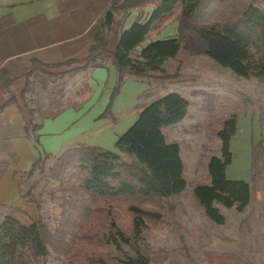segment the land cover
<instances>
[{"label": "trees", "instance_id": "1", "mask_svg": "<svg viewBox=\"0 0 264 264\" xmlns=\"http://www.w3.org/2000/svg\"><path fill=\"white\" fill-rule=\"evenodd\" d=\"M150 9V10H148ZM110 10L115 16L134 11H147L145 19L135 20L120 36L117 49H109L114 25L109 29L105 20L87 57L43 63L32 60L19 76H9L0 71V96H6L5 106L18 102L14 81L21 76H31L45 68L57 72L52 78L70 79L88 72L94 66L111 60L118 70L116 85L104 115H111L113 98L119 93L126 74L146 78L164 77V64L174 59L182 49L204 54L223 67L244 78L264 77V9L247 0H113ZM169 22H177L174 37L149 40L137 55L135 51L151 34L159 35ZM52 80V79H51ZM55 82V80H53ZM24 90L21 94H25ZM92 92L89 78L76 93L80 99ZM190 100L178 92H170L143 108L131 127L119 136L115 150L98 146L76 144L56 157L48 169V177L58 183L60 192V219L51 229L43 219L25 223L8 214L0 223V264H50L51 252L62 256L69 252L75 257L79 252L74 246L77 238L96 235L101 229V243L120 248L141 237L146 220L156 223L163 212L144 206H157L166 197L180 195L187 187L184 161L178 142H171L164 128L181 122L187 115ZM2 108V107H1ZM0 108V109H1ZM39 124L28 125L27 132ZM238 115H227L218 136L221 140L220 155H212L208 162V177L196 185L194 194L205 214L216 224L226 223V216L218 207L243 211L253 197L252 183L246 179H230L227 168L235 154L231 139L238 132ZM51 155L38 158L29 174L44 164ZM23 198L39 203L32 192ZM56 194H52L55 197ZM115 207L125 210L133 218L131 235L113 217L98 225L90 220L94 213H107ZM99 254H84L80 263L113 264ZM105 254V252H104ZM115 264H151L150 258L137 251L135 256L117 258Z\"/></svg>", "mask_w": 264, "mask_h": 264}, {"label": "crops", "instance_id": "2", "mask_svg": "<svg viewBox=\"0 0 264 264\" xmlns=\"http://www.w3.org/2000/svg\"><path fill=\"white\" fill-rule=\"evenodd\" d=\"M112 2L0 0V71L4 69L9 76H19L35 59L43 63L84 59ZM138 11L129 13L128 18L132 19ZM133 22H126L124 29ZM119 24L120 16L116 15L111 51L117 49L123 31ZM161 38L166 37L158 35L154 40ZM63 70L45 68L29 77L17 78L13 83L18 93L15 104L5 106L6 96H0V223L12 211H18L16 216L21 219V211L33 209L23 195L24 186L34 178L36 171L32 175L29 172L38 158L57 155L72 144L115 150L119 136L143 110L137 112L142 94L148 91L150 83L146 78L126 74L119 93L113 98L111 115H104L118 77V70L110 59L88 71L92 92L82 99L70 96L64 102L62 97L52 94L47 77ZM26 89V93L21 94ZM77 91L79 89L75 93ZM31 124L40 127L30 131L29 136L26 127ZM229 166L228 177L239 178L238 170L230 172ZM247 178L244 179L249 180ZM254 201L255 210L251 208ZM218 207L226 216V223L222 225L212 222L201 205L200 210L183 213L188 214L180 218L186 236L177 243L182 244L181 250L192 253L181 254L180 264H248L232 225H228L227 210L235 208ZM238 213L246 224H256V235H264V192L258 193L254 200L252 197L246 209ZM240 237L248 242L247 238Z\"/></svg>", "mask_w": 264, "mask_h": 264}, {"label": "rangeland", "instance_id": "3", "mask_svg": "<svg viewBox=\"0 0 264 264\" xmlns=\"http://www.w3.org/2000/svg\"><path fill=\"white\" fill-rule=\"evenodd\" d=\"M247 1L254 2L264 9V0ZM118 16H120L119 29L124 30L126 22L143 21L146 13L138 11L132 19L128 18V14ZM176 34L177 22H169L159 35L168 38ZM156 36L158 35L151 34L135 51V54L138 55L143 46L149 40H154ZM112 48L115 49L114 43ZM163 68L166 72L164 77L158 74L146 77L150 88L142 94L137 112L170 92H178L190 100L188 115L181 122L164 128L168 140L180 144L188 181L186 189L180 195L164 198L160 206L144 203V206L161 210L163 215L156 223L147 219V226L143 227L139 239H132L129 244L120 243V248L109 246L101 243L99 239L101 229L99 228L93 231L97 233L92 236L91 241L87 242L85 238L89 237L84 234V238H77L74 241V246L77 250L79 249L75 257L70 256L73 252L62 256L51 252L50 264H65L71 261L80 263L84 259V254L94 255L101 252H103V258L115 264L117 258L135 256L137 251L148 256L151 264H180L181 254L184 256L192 253L181 250L182 244L177 243L181 237L186 236L184 226L180 224V218L182 220L183 216L188 215L183 214L184 212L200 210L194 190L196 185L208 177L210 157L221 154V140L217 132L223 119L232 113L238 115L239 129L231 139L230 146L235 158L229 170L230 172L238 170L239 178L237 179L248 177L253 187V200L256 199L258 193L264 192V77L244 78L221 66L210 57L200 53H191L187 49H182L174 59L168 60ZM88 77L89 72L76 74L68 80L53 79L51 75L47 78L51 84L52 94L56 98L62 97L64 102H67L70 96L73 99L78 98L74 95L75 91L78 89L80 91L83 82ZM62 152L47 158L43 170L40 171L38 168L32 181L24 186V194L33 189L32 192L38 198L39 203L30 202L33 209L27 208V211L19 213L23 221L30 223L34 219H43L51 229L57 225L61 212L60 192L57 191L58 183L48 177V169ZM53 193L56 194L55 197H52ZM251 208L255 210V201ZM227 211L229 212L228 225H232L234 237H237L238 245L241 246V251L245 254L248 264H264V235L262 233L256 235V224H246L245 220L241 219L238 210L229 209ZM17 213L18 211H12L14 216ZM112 217L130 236L133 218L121 208L115 207L106 214L94 213L88 222L95 220L98 221V225H101V222H107ZM247 231L249 234L246 235ZM240 236L247 238L248 242L246 239L242 241Z\"/></svg>", "mask_w": 264, "mask_h": 264}, {"label": "water", "instance_id": "4", "mask_svg": "<svg viewBox=\"0 0 264 264\" xmlns=\"http://www.w3.org/2000/svg\"><path fill=\"white\" fill-rule=\"evenodd\" d=\"M113 17L114 13L112 10H107L106 15H105V24L109 29H112L113 26Z\"/></svg>", "mask_w": 264, "mask_h": 264}]
</instances>
